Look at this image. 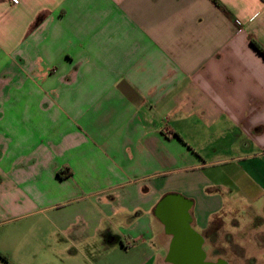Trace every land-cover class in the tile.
I'll list each match as a JSON object with an SVG mask.
<instances>
[{"label":"crops","instance_id":"obj_1","mask_svg":"<svg viewBox=\"0 0 264 264\" xmlns=\"http://www.w3.org/2000/svg\"><path fill=\"white\" fill-rule=\"evenodd\" d=\"M219 1L0 0V264L193 262L177 210L264 264V0Z\"/></svg>","mask_w":264,"mask_h":264},{"label":"rangeland","instance_id":"obj_2","mask_svg":"<svg viewBox=\"0 0 264 264\" xmlns=\"http://www.w3.org/2000/svg\"><path fill=\"white\" fill-rule=\"evenodd\" d=\"M260 211L262 213H264L263 210H260ZM239 218L241 220L242 225H246L250 221L249 216H244V214L241 217H239ZM218 223H219V225L220 224L221 225L224 224V222H222V219L221 220H218ZM260 223H264V216L261 217ZM23 224H24V221H12L11 223H5L4 225H1L0 226V239H1V241L4 242V245L9 240H12V237L14 235L15 236L17 235V233H18L17 228L19 226H22ZM24 238H27V239H24V244L23 245L26 247L24 249L25 250L26 249H29L30 250V247H28V245H29V238L28 237H25V236H24ZM25 250L20 251V253L18 254V256L25 257L28 260L29 258H32V256L35 255V253H37V257L39 259V261H38L39 264H63V263H61L60 260H56V259L54 261H50V258H52L54 256H57L55 254V248H53L52 246H47V245L45 246V244H43V246L41 245L39 247H35L33 249L34 250V253L29 252V254H27L25 252ZM245 255H247L246 252H245ZM5 263L6 262L4 261V264Z\"/></svg>","mask_w":264,"mask_h":264},{"label":"water","instance_id":"obj_3","mask_svg":"<svg viewBox=\"0 0 264 264\" xmlns=\"http://www.w3.org/2000/svg\"><path fill=\"white\" fill-rule=\"evenodd\" d=\"M182 211L183 210H177L176 212L171 213L169 217H166L167 221L171 225V229L175 230L176 232V237L173 242V248L176 250L181 248L186 250H192V252L194 253L197 252V256L193 262H183L181 264H211V263L203 262L204 253L199 248L201 241L197 239L198 237H195L194 235L195 231L189 228L190 217L186 215L185 212ZM185 237L187 238L191 237L192 239H194L196 241V247H186V248L180 247L184 245L183 242L186 240L184 239ZM195 249L196 252L194 251Z\"/></svg>","mask_w":264,"mask_h":264},{"label":"trees","instance_id":"obj_4","mask_svg":"<svg viewBox=\"0 0 264 264\" xmlns=\"http://www.w3.org/2000/svg\"><path fill=\"white\" fill-rule=\"evenodd\" d=\"M214 2L221 6L223 9H226L219 0H214ZM251 43L252 45L264 56V46L262 44H260V42H258L255 38H251ZM0 257L6 259V256L0 252Z\"/></svg>","mask_w":264,"mask_h":264}]
</instances>
